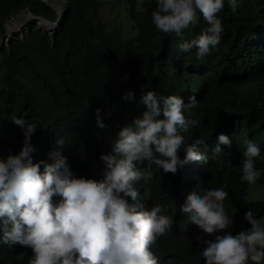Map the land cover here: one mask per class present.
Masks as SVG:
<instances>
[{"label": "trees", "instance_id": "1", "mask_svg": "<svg viewBox=\"0 0 264 264\" xmlns=\"http://www.w3.org/2000/svg\"><path fill=\"white\" fill-rule=\"evenodd\" d=\"M117 1H122L124 13L116 5L114 10L125 23L104 21L99 16L100 0H63L68 8L52 44L36 24L26 23L23 34L0 45V160L19 152L23 132L11 119L26 114L30 123L37 124L31 136L34 162L52 163L50 153L59 150L76 176L100 171L102 179L99 157L110 152L119 129L142 112L136 101L143 93L176 95L185 103L194 95L198 106L185 114L201 123L182 132L185 144L178 155L183 159L184 147L203 140L196 147L207 155V162H189L175 174L153 165V178L146 185L148 206L167 205L164 215L178 218L171 235L182 242L171 264H204L193 254L197 242L191 240L214 236L195 225L183 235L181 227L187 220L181 205L197 185L228 193L224 207L234 221L228 229L233 235L250 228L244 219L248 210L258 220L264 215V198L247 197L250 186L241 181L240 171L245 141L250 140L261 149L255 167L262 174L256 182L264 184V0H237L235 12L224 0L218 14L221 42L202 59L195 47L188 52L179 49V44L195 39L207 27L199 13L197 23L178 37L158 31L151 22L156 0ZM21 8L55 17L41 0H0V36L5 22ZM123 26L127 36L121 33ZM128 91L134 93L131 101L123 99ZM97 108L106 125L103 129L96 125ZM220 134L229 143L213 153ZM58 139L65 141L62 148ZM138 167L146 168L147 162ZM157 248L165 254L160 245Z\"/></svg>", "mask_w": 264, "mask_h": 264}, {"label": "clouds", "instance_id": "2", "mask_svg": "<svg viewBox=\"0 0 264 264\" xmlns=\"http://www.w3.org/2000/svg\"><path fill=\"white\" fill-rule=\"evenodd\" d=\"M229 3L235 12L237 0ZM223 7L224 0H156L151 22L162 33L182 37L184 30L197 23L199 13L207 27L195 39L179 44V49L188 52L195 47L197 58L202 59L221 42L223 25L218 14ZM67 8L64 6L59 25L50 33L37 22L31 24L50 38L60 28ZM56 16L55 13L53 19L46 18L55 21ZM4 32L5 29L2 35ZM133 98L131 91L123 97L126 101ZM136 103L143 106L142 112L119 129L110 152L99 157L103 163L102 179L100 171L76 176L59 150L50 153L52 163L38 159L34 162L32 154L36 149L31 136L37 124L30 123L26 114L12 117L24 139L18 153L0 160V264L172 263L177 244L182 242L171 235L178 218L170 213L164 215L167 205L148 206L150 192L146 183L153 178V165L164 173L175 174L178 167L189 162H207V155L196 147L203 140L184 147L183 159L178 155L185 144L182 132L201 123L185 114L198 102L194 95L185 103L180 96L161 97L150 90ZM100 112L99 108L95 110L96 125L103 129L106 125ZM56 143L62 148L65 141L58 139ZM228 143V137L220 134L213 153H219L220 145ZM245 145L241 181L252 185L262 174L255 167L261 149L250 140ZM145 162L146 168L138 167ZM227 197L223 188L200 185L187 194L180 209L187 216L181 225L183 235L188 226L195 225L214 236L207 240L194 236L191 241L197 245L193 254L204 259V264H264V223L248 210L244 219L250 228L233 235L228 229L234 221L224 207ZM157 245L164 249V255Z\"/></svg>", "mask_w": 264, "mask_h": 264}, {"label": "rangeland", "instance_id": "3", "mask_svg": "<svg viewBox=\"0 0 264 264\" xmlns=\"http://www.w3.org/2000/svg\"><path fill=\"white\" fill-rule=\"evenodd\" d=\"M44 1V0H41ZM59 1V4H61L60 6L63 8V12H64V2L63 0H57ZM102 2V5L99 9V16L103 19H105L104 21H108L111 22L112 24L115 22L120 21L121 23H125L124 19L119 18L120 15H116V10H114V6L116 5L117 7H120L124 13V5L122 4V1H117V0H100ZM48 3V1H47ZM140 3V0H139ZM28 13V11L25 8H21L19 9L13 16L9 17V19L5 22V27L6 24H13V23H22V25L17 28V30H14L10 35L5 36V34H3L0 37V42L4 43L6 40L8 41L11 37H13L15 34H20L23 29H24V25L26 23H24L25 20V16ZM41 27V26H39ZM109 27V26H107ZM57 28V27H56ZM121 31V30H120ZM46 32V31H45ZM122 35H128L127 31H125L124 26L122 27V31H121ZM47 78H53L52 74H47ZM250 186V190L249 193L247 195L248 198L250 199H256V198H264V184L261 183H254ZM260 221L262 223H264V215L262 216V218L260 219Z\"/></svg>", "mask_w": 264, "mask_h": 264}, {"label": "bare ground", "instance_id": "4", "mask_svg": "<svg viewBox=\"0 0 264 264\" xmlns=\"http://www.w3.org/2000/svg\"><path fill=\"white\" fill-rule=\"evenodd\" d=\"M52 7L54 8V11L56 13V20L55 21H48L43 17H40L38 15H33L31 13H27L25 16V20H31L33 22H37L39 26H41L43 28L44 31L46 32H52L58 25H59V21L61 20V16H62V12H63V6L61 7L59 4V1L57 0H47ZM17 28H19V23H13V24H6V28H5V36L10 35L14 30H17Z\"/></svg>", "mask_w": 264, "mask_h": 264}, {"label": "water", "instance_id": "5", "mask_svg": "<svg viewBox=\"0 0 264 264\" xmlns=\"http://www.w3.org/2000/svg\"><path fill=\"white\" fill-rule=\"evenodd\" d=\"M47 5H49L52 9H54L53 7H52V5L51 4H49V3H47V2H45ZM30 13V12H29ZM33 15H38V16H40V17H43V18H45V19H47V20H49L48 18H46V17H44L43 15H41V14H33ZM27 21H29L30 23H32L33 21H31V20H27ZM49 21H54V20H49ZM53 36H54V32L51 34V42H53Z\"/></svg>", "mask_w": 264, "mask_h": 264}]
</instances>
